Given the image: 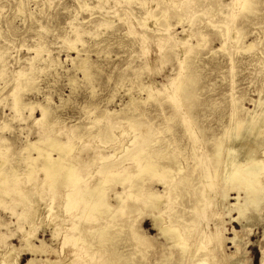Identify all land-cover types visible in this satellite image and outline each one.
<instances>
[{
	"label": "rangeland",
	"instance_id": "1",
	"mask_svg": "<svg viewBox=\"0 0 264 264\" xmlns=\"http://www.w3.org/2000/svg\"><path fill=\"white\" fill-rule=\"evenodd\" d=\"M215 1L196 0L193 6L184 1L181 8L177 5L175 9L164 0H0V150H6L7 165H14L20 175L9 186L14 189L23 185L22 194L32 188L29 195L26 193L27 200L12 193V189L11 195L2 200L0 264L11 246L24 249L26 233L31 234L33 245L59 250L62 257L72 255L75 264H156L171 251L173 260L169 264H196L205 254L210 255L206 251L181 253V246L166 241L155 230L147 208L139 212L132 208L135 204L139 208L132 193L122 196L126 211H116L119 206L115 192L123 193V187L130 185L129 181L121 184L117 176H106L103 186L112 206H86L84 199L73 202L71 213H67L63 197L72 187L71 182L63 181L67 172L60 170L57 180L46 183L45 160L38 151L27 149L28 141L38 140H42L43 147L50 140L72 145L73 152L66 159L73 161L70 168L82 178L73 193H81L83 187L97 193L94 186L104 177L100 171L116 159L106 147H121V154L138 133L133 123L140 122L152 123L162 130L170 127L174 132L157 135L155 143L152 139L157 136L147 133L142 137V148L152 146L148 154L171 144L161 163L170 161V153L181 156L178 161H182L183 169L177 170L174 179L172 176L166 180L176 189L172 190L174 200L168 198L163 203H169L162 206L164 222L182 230L191 244L208 235L205 246L215 247L216 255L211 264H264V201L258 210L245 216L227 207L226 200L214 208L228 193L227 180L220 175L215 184L219 199L211 204L201 198L197 209H191L204 187L201 179L220 161L213 158L209 164L199 163L196 157L201 152L208 154L211 148L202 144L196 156L193 147L234 128L235 117L258 109V100L264 97V0H252L250 12L243 11L246 0H220L217 5ZM163 12H168L166 20L161 19ZM229 15L236 16L235 20L230 21ZM147 18L150 19L146 21ZM229 21L231 31L226 40L221 33ZM147 23L158 24L150 28ZM199 32L209 35L202 46H198L202 42ZM251 43L253 47L248 49ZM189 49L191 53L187 54ZM84 67L89 68L87 75ZM181 73L193 75L194 85L188 91L191 97L180 96L179 101L172 97L175 89L171 83ZM142 85L152 86L151 91L158 95L149 99ZM15 95L22 99L19 107L14 106ZM40 106L48 109L44 118ZM237 106L240 110L234 114ZM108 126H112L109 132ZM259 150L261 154L257 155L263 158L264 149ZM50 154L59 155L54 151ZM27 157L37 161L25 163ZM132 162L127 159L125 163L129 166ZM197 163L201 166L193 171ZM142 177L143 181L150 178L146 173L137 178ZM162 178L149 180V188L162 192ZM245 193L242 190L240 196ZM237 195L236 190L228 193L231 204H238ZM30 203L36 207L27 212L32 208ZM78 208L94 215L85 217ZM140 214H146L145 218L137 220ZM191 218L195 219V229L185 230L186 220ZM110 220L121 224V231L107 230L101 236L100 229ZM131 225L150 237L147 243L152 247H133ZM93 227L97 229L90 232ZM216 233H220V240ZM103 240L108 241L101 244ZM11 255L15 260L17 254ZM17 258L18 264H27L32 255L23 251Z\"/></svg>",
	"mask_w": 264,
	"mask_h": 264
},
{
	"label": "bare ground",
	"instance_id": "2",
	"mask_svg": "<svg viewBox=\"0 0 264 264\" xmlns=\"http://www.w3.org/2000/svg\"><path fill=\"white\" fill-rule=\"evenodd\" d=\"M164 1H168L167 2L168 4H169V2H171V5L175 6V9H178V7L181 8L184 1H186L188 5L193 6L194 5L193 1H196V0H184V1L183 0H164ZM219 2H220V0H216L215 1L216 5ZM236 2H238V0H236ZM144 4H145V2H144ZM144 4H142V5H144ZM243 4H244L242 6L243 11L250 12L252 9V6H253V1L252 0H246ZM177 5H179V6L177 7ZM153 7H154V5H153ZM148 8H150V6ZM19 9L22 10V6H20ZM153 9L155 10V8H153ZM156 9H158V8H156ZM148 14H149V12H148ZM167 16H168V12H163L161 19L164 17V20H166ZM150 18H147L146 21L149 20ZM229 18H230V21H232V20H235L236 16L234 17V15H229ZM151 19L153 20V18H151ZM230 21L225 24V30L226 31L221 33V36L223 38H225L226 40H227L226 37L229 35V31H231V27L229 26V25H231ZM152 24H153L152 26H155L158 23L157 24L152 23ZM147 25H150V24L147 23ZM152 26L150 25V28ZM198 35L202 40V42L200 44L198 43V46H202V43H204L206 41V39H207V37H209V35L208 34H202L200 32ZM189 36L192 37V35H189ZM184 46H186V45H184ZM252 47H253L252 43L247 46L248 49H250ZM71 48L75 49V46L72 45ZM42 49L43 48H41V50ZM160 49H162V48H160ZM192 49L187 50L186 53L187 54L191 53ZM187 59H189V57H187L186 60ZM181 64L183 65V63H181ZM83 70H84L83 71L84 74L87 75L89 72L88 71L89 68L84 67ZM23 76H27L29 78V76L27 74L23 73ZM193 79H194V77H193V75H190V73L186 74V75L181 73V75L176 77L172 81V83L170 82L172 84V87L175 89L174 92L171 91L173 93L172 97L178 98V100L180 99L179 98L180 96L184 97L185 99H189L191 96L188 94V91H189L190 87H192L194 85ZM28 80H26V82ZM164 88H166V87H164ZM141 90L148 92L147 94L149 95V97H148L149 99H153V98H155L154 96L158 95V94H154L151 91L153 89H152V86H150V85H142ZM165 90H167V89H165ZM159 93H161V92H159ZM263 98L258 100V103L260 104L258 109H256L253 112L248 113L246 116L243 115V116H238L237 118L235 117L234 128H232V129L227 128L226 130H223L221 137H213L211 135L212 137H210L209 142H205V143H202V142L199 143L198 142L200 145L198 147H193V151H195L194 154L196 156H197L196 151L198 150V148L200 149V146L202 144H203L204 148L206 145L211 148V151L208 152V154H206V151H205V155H202V152H201V156L199 155V157L198 156L196 157L198 159L199 163L201 162L203 165H205V163L209 164L211 161H213V158L220 160V161H218L219 163H221V160H222V163H221V165L219 163H217L213 167H210L209 172L206 174V176L204 175L205 177H203L201 179V182H202L201 184L204 187L199 193L200 197H198L197 203L196 204L194 203L192 206L193 208H191V209H193V210L197 209V207L202 203V201H201L202 199L203 200L206 199V201L208 199V202L211 204H212L214 199H216V198H217V200L219 199L218 196L216 197L217 193L215 191V184H216V178H218L220 175H223L225 177V179L227 180L226 181V187L227 188L225 187V190L228 193L231 191H235V190L238 192V195H237L238 197L236 199L238 201V204L237 205L231 204L229 202L228 193H226V196H225L226 198H222V199L220 198V201H218V203L216 202V206L214 204V206H215L214 208H216L217 205L220 204V202L222 203V202H224V200H226L225 204H227L226 205L227 207H229L231 209L234 208L235 210L238 211L240 216H245L249 213H252V212H255L256 210H258L260 205L263 203V201H264V159L263 158L264 157L262 158L261 157L262 155L261 156H259V154L257 155V153L261 154L259 148L264 149L262 147L264 145V99ZM21 100H22L21 98L16 96L14 106L19 107ZM40 109L42 111V116H41L42 118H44L46 115H48V113H47L48 109H46L45 107H42V106H40ZM239 110H240V108H239V106H237L235 111H234V114H237L239 112ZM108 113L110 114L112 112L109 111ZM185 122L188 123V119L185 120ZM109 127L112 128V126L107 127L108 132L111 131V129ZM133 128H136L138 133L136 132L137 134L132 139V141L130 139V141L132 142L131 145H128L127 147H125L123 149V152H125L123 155H122L123 152L121 154L119 152L121 150V147H119L118 149H115V148H117L115 145L114 146L108 145L106 147L107 150L113 151L112 154H115V155H113V157H115L116 159L114 161H112L106 168H104L100 171V173L104 174V177L100 180L99 183L95 184V186H94V188L97 189V193L95 191L93 193V191H91V189H93V188H91V187H85V188L83 187V189H82L83 191L79 194L73 193V189L80 182V180H82V178H81V176L78 175V173L75 170L70 168L73 164V161L66 159V157L73 152L72 145L64 144L60 141L50 140L49 142L46 141V144H45L46 147H43L40 145V142H42V140H38L39 143H38V141H35V142L28 141L27 142V149H30L33 151H38L41 154L40 157H43L42 159L45 160L46 164L43 166L44 167L43 171L46 173V180L44 179L46 183H48L49 181L57 180L58 172H60V170L67 172V174L63 178L64 179L63 181L66 183H68V182L72 183V187L67 186V187H69L67 189V195H65V197H63V199L65 201V206H66L65 211H67V213H71V210L73 208L72 207L73 202L76 203L78 200L83 201L84 199L86 201V206H97L99 208L104 207L105 209L107 207H109L111 205V203L110 204L108 203L109 200L107 201V196H106L107 193L103 187L107 183V181H106L107 179L105 177L106 176L107 177L108 176L109 177L110 176H115V177L117 176V181L121 182V184L124 185V183L126 181H129L130 185H128L127 187H123V189H122L123 193L121 191L115 192L114 198H115L116 202H118V206H119L116 209V211H124L125 208H128L126 205L127 204L126 200L124 201L121 199L125 193H128V195H130V193H132L131 195L134 196L135 202L138 203V206H139V208H138L137 204H135V206L132 208L138 209L137 212L142 211L143 209H141V208H144V207L147 208L150 212V214H148V217L151 218L153 226H154L155 230L159 232L160 236H163L166 241H170L171 243L174 242L175 246H178V245L181 246V253H183L184 255L187 254L188 252H190L191 254H194V255L196 253H201L203 251H206L207 253L210 252L211 256L208 254H205L204 256L201 257L199 262L196 264H211V262L214 261V259H216V255H215V247H208L210 249L207 250L208 248L205 246L204 242L209 238V237H207L208 235H204V236L201 235L203 237H201L196 243L191 244L189 242V240H185L186 237H184V232L182 230H179L176 227L174 228V226L171 227L167 224V222H164V218H163V215H164L163 212L164 211L162 212V206L163 205L167 206L169 203L168 202H167L168 204L167 203L163 204V203L168 198H171L172 200H174L172 198V196H173L172 190L176 189L175 184H173L174 186H172V185L169 186V182H167L169 179L167 180V178L173 176L172 178L174 179V176L176 175V173H178L177 170H179L180 168L183 169L182 161L181 162L178 161L179 157H181V156H179V154H176L175 152L170 153L171 155H173V156H171L170 161L161 163V157L165 153L167 154V151L172 147L171 144L168 146L165 145L162 148V150L154 148L153 149L154 153L152 154L151 153L152 151H151L148 154L147 150L152 148V146L142 148V145H140V143H139V140L143 139L145 137V135H147V133H150L149 136L150 135L157 136V135L165 134V133L166 134L167 133L172 134L174 132H172L170 127L163 128V130H162L159 126H153L152 123L145 125V123H143V122H140L138 124L133 123ZM125 132H126V130H125ZM190 134L194 136L195 132L190 131ZM157 138H158V136L155 137L154 139H152V140H154L153 143H155V141L158 142ZM195 142L197 143V141H195ZM173 143H175V142H173ZM177 143H179L178 140L176 141V144ZM257 150H259V151H257ZM5 151L6 150H2V152H1V150H0V162H1V165H0V206H1V204H3V202H2L3 198L5 196L11 195V189L12 188L9 186L10 182L13 179L18 178L20 176L19 173L17 172L16 168L14 167V165L11 167H10V164L7 165L8 159L5 157ZM50 151L57 152L59 154L58 157H56V156L52 157V155L50 154ZM200 151H202V149L199 150V152ZM223 152H224V154H223ZM62 154L65 155V157L62 156ZM36 155H35V157H36ZM111 155H110V157L112 158ZM141 156H144V158H141ZM206 156H208V157H206ZM107 157L104 159H107ZM27 158H29V159H25L24 162L28 163V164L35 163L37 161L35 158H32V159L30 157H27ZM127 159H130L133 161L132 164H129V166L126 165V163H125L127 161ZM6 165L9 168H7ZM198 166H201V165H199L197 163V165H195V167H193V171L196 168H198ZM220 166H222V169ZM135 170L137 173L135 172ZM205 170L206 169H204L203 172H205ZM144 173L149 174V176H150L149 180H152L153 178H158V176L164 177V178H162V180H160V182H162V184H163L164 190L162 192H159L157 190L150 189L149 188L150 186L148 185L149 180L143 181V177L140 179L142 181H140L139 178H137V177L143 176ZM140 182H142L144 184H141ZM62 183L63 182L61 181V184ZM177 187L179 188V185ZM22 188H23V185H22ZM22 188H21V186H20V188H18V187L14 188V189H12V193L14 192L17 195L20 194V195H22V197L24 196V198L26 199V198H28V195L30 194L29 192H32V188H31V190L29 189L27 192L25 191L28 195H26V193H24V192L22 194ZM24 190H26V188ZM49 190H50V188H49ZM53 190H54V188H53ZM56 190H57V188H56ZM242 190H246V193L244 194V196L242 195L243 197L240 196V192ZM34 194H35V192H34ZM48 194H50V193H48ZM33 196H35V195H33ZM40 197H42V196H40ZM29 200H30V198H29ZM120 200L124 201V202H121ZM30 202H31V200H30ZM26 203H28V202L26 201ZM19 205H20V202H19ZM29 205L32 208L26 209L27 212L35 209L33 207H36L35 203H30ZM62 205H63V203H62ZM113 206H115V205H113ZM211 207H209V208H211ZM23 209L25 210L24 206H23ZM78 210L81 214H83V212H84V214L86 215L85 217H90V216L94 215V214H91L90 212H85V210L83 208L82 209L78 208ZM158 210H160V211H158ZM204 210L205 209H202L203 213H205ZM208 210L211 211L212 209H208ZM36 212H37V210H36ZM143 212H145V211H143ZM206 212H207V210H206ZM35 215H36V213L33 215L34 218H35ZM145 215L146 214H140L139 217L137 218V220L145 218ZM31 218H33V217H31ZM34 218H33V220H34ZM186 222H187L188 226L185 227V230L195 229L194 228L195 227L194 226L195 225L194 224L195 219L191 218L190 220H186ZM200 222H201V219H200ZM106 223H107L106 227H102L100 229L102 231V233L100 234L101 236H103V233L107 232V230H115V231L117 230L119 232L122 229L121 224L116 225L113 223V220H110ZM141 228L143 229V227H141ZM96 229H97V227H93L90 229V232L95 231ZM129 229L131 230V233L134 237V241H133L132 245H133V247H135V249H137L139 246H143L144 247L143 249H145L146 247H152V245L150 243H147L148 240H150L149 236H143L142 234H140L139 231L136 228H134V225H131ZM204 234H205V232H204ZM219 234L216 233V235H219ZM219 237H220V235L218 236V240H220ZM24 238H25L23 241L24 242L23 244L25 246L24 249L19 248V249L15 250V248L13 246H11V248L8 246L10 248V249L8 248L9 250L7 248H5L8 250V252L5 254V256L2 255V257H4V260L2 259L3 264H18V258L17 257L23 251H26V252L29 251L32 255V259L29 260L27 264H75L76 263L75 260L73 259L74 257L72 255H70V256L69 255L68 256L63 255V257H62L61 254L57 253V251L59 252V250H57V251H55L53 249L48 250L44 245H41V246L33 245L32 240H31L32 236L30 233L24 234ZM75 238H77V237H75ZM36 239H38V238H36ZM204 239H205V241H204ZM38 240H40V239H38ZM106 241H108V240H103L101 244H104ZM144 241H146L145 245H144ZM210 241L212 242V240H210ZM34 242H35V240H34ZM234 243H236V242H234ZM21 246H22V244H21ZM80 246H82V245L80 244ZM15 247H16V245H15ZM192 247H195V250H193ZM64 249H65V247H64ZM16 251H17V253H16ZM4 252H5V250H4ZM13 252H15V254H17L15 260H12L13 258H12L11 254ZM93 252H94V250H93ZM0 254H1V252H0ZM2 254H3V252H2ZM52 254H55L56 257L55 258L49 257L50 255L52 256ZM172 254H173V252L171 251L169 254H165L164 256H161L156 261V264H169V263H171V261L173 260ZM91 263L92 264H99V263L93 262V261ZM100 264H104V263H100Z\"/></svg>",
	"mask_w": 264,
	"mask_h": 264
}]
</instances>
